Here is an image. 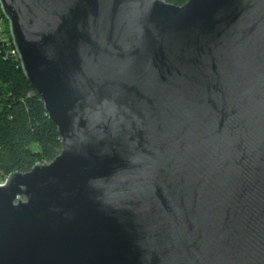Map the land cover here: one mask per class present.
Instances as JSON below:
<instances>
[{
    "label": "water",
    "instance_id": "obj_1",
    "mask_svg": "<svg viewBox=\"0 0 264 264\" xmlns=\"http://www.w3.org/2000/svg\"><path fill=\"white\" fill-rule=\"evenodd\" d=\"M61 135L0 183V264H264V0H0Z\"/></svg>",
    "mask_w": 264,
    "mask_h": 264
},
{
    "label": "trees",
    "instance_id": "obj_2",
    "mask_svg": "<svg viewBox=\"0 0 264 264\" xmlns=\"http://www.w3.org/2000/svg\"><path fill=\"white\" fill-rule=\"evenodd\" d=\"M183 5L188 0H166ZM0 30V176L51 162L62 150L61 135L41 95L14 53L9 22Z\"/></svg>",
    "mask_w": 264,
    "mask_h": 264
},
{
    "label": "built area",
    "instance_id": "obj_3",
    "mask_svg": "<svg viewBox=\"0 0 264 264\" xmlns=\"http://www.w3.org/2000/svg\"><path fill=\"white\" fill-rule=\"evenodd\" d=\"M4 17L6 18V16L4 15V13L2 11L1 5H0V30L5 29L4 28V21H3V18ZM9 34H10V32H9ZM10 37H11V35H10ZM11 39H12V37H11ZM12 41H13V39H12ZM14 53H16L18 55V52L16 50V47H15Z\"/></svg>",
    "mask_w": 264,
    "mask_h": 264
},
{
    "label": "rangeland",
    "instance_id": "obj_4",
    "mask_svg": "<svg viewBox=\"0 0 264 264\" xmlns=\"http://www.w3.org/2000/svg\"><path fill=\"white\" fill-rule=\"evenodd\" d=\"M4 181H5L4 177L3 176H0V183H2Z\"/></svg>",
    "mask_w": 264,
    "mask_h": 264
}]
</instances>
